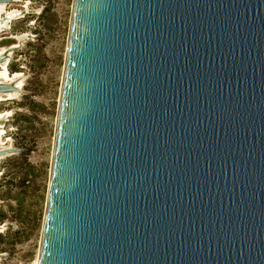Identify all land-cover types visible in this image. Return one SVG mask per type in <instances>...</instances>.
I'll use <instances>...</instances> for the list:
<instances>
[{
	"label": "water",
	"instance_id": "water-1",
	"mask_svg": "<svg viewBox=\"0 0 264 264\" xmlns=\"http://www.w3.org/2000/svg\"><path fill=\"white\" fill-rule=\"evenodd\" d=\"M38 264H264V0H73Z\"/></svg>",
	"mask_w": 264,
	"mask_h": 264
},
{
	"label": "rangeland",
	"instance_id": "rangeland-1",
	"mask_svg": "<svg viewBox=\"0 0 264 264\" xmlns=\"http://www.w3.org/2000/svg\"><path fill=\"white\" fill-rule=\"evenodd\" d=\"M72 5L16 0L6 6L22 13L7 19L0 34V51L20 45L5 70L21 79L22 91L0 99V114L9 120L0 140L22 152L0 162V264H33L38 256Z\"/></svg>",
	"mask_w": 264,
	"mask_h": 264
},
{
	"label": "flooded vegetation",
	"instance_id": "flooded-vegetation-1",
	"mask_svg": "<svg viewBox=\"0 0 264 264\" xmlns=\"http://www.w3.org/2000/svg\"><path fill=\"white\" fill-rule=\"evenodd\" d=\"M9 4H11V3H9ZM8 5H6V6H8ZM6 6H5V9L3 8L4 10H0V26H3L4 22L6 24V20L9 19L8 15H11L12 13L16 14L15 12H17V11H14V10L13 11L12 10L11 11H7ZM10 18H12V17H10ZM5 30L6 29H2L0 31V34L3 33ZM15 46H17V45H15ZM9 47H11V46H9ZM8 48L1 50L0 54H3ZM15 51H13V52H15ZM13 52L11 53V56L8 57V59H7L5 64H0V67H1V69H0V83H2V82L3 83H14L18 87V89L22 91L21 82H20L21 79H19L18 77H16V79L15 78H13V79L11 78L10 79L11 72L8 71L7 68L5 70V67H6L5 65L8 66V64H9L8 62H10L12 60L13 61L15 60L14 57H13ZM19 92L20 91L16 90V91H13V92H10V93L0 94V99H5V97H7V98L15 97L16 95L19 94ZM7 116H8L7 113L0 114V133L1 134H3V129L2 128L8 126V124H9L8 123L9 120L6 118ZM0 139L2 140V137H0ZM1 140H0V151L9 149V150H13V152H11V153H9V154H7L5 156H1L0 157V162L2 161V159L8 158V157H10L12 155H18V154H20L22 152V149L19 148V147L3 145L1 143L2 142Z\"/></svg>",
	"mask_w": 264,
	"mask_h": 264
},
{
	"label": "bare ground",
	"instance_id": "bare-ground-1",
	"mask_svg": "<svg viewBox=\"0 0 264 264\" xmlns=\"http://www.w3.org/2000/svg\"><path fill=\"white\" fill-rule=\"evenodd\" d=\"M38 257H39V252H38V256H37L36 260L33 262V264H38Z\"/></svg>",
	"mask_w": 264,
	"mask_h": 264
}]
</instances>
